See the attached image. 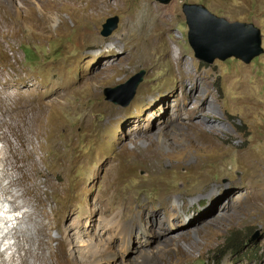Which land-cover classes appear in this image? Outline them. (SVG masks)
<instances>
[{
  "label": "rangeland",
  "instance_id": "1",
  "mask_svg": "<svg viewBox=\"0 0 264 264\" xmlns=\"http://www.w3.org/2000/svg\"><path fill=\"white\" fill-rule=\"evenodd\" d=\"M89 1L0 0L7 15L0 17V81L11 77L17 83L8 88L15 92L31 91L29 84L39 102L55 101L54 126L36 134L28 128L25 134L31 135L26 144L38 164L28 167V174L41 187L32 203L42 211L33 204L23 208L33 213L23 218V233L36 238L40 223L53 225L55 245L68 252L67 258L62 255L65 264H137L128 259L141 252L138 242L129 256L122 253L124 232L131 230L152 239L145 247L154 254L151 264H164L181 248L186 254L179 264H262L264 205L256 195L264 189L243 157L250 153L264 165V52L250 63L197 58L182 6L202 3L230 21L253 22L264 47V0H111L96 14ZM115 15L118 27L102 35L103 24ZM138 17L146 18V31L131 30ZM144 68L128 106L106 99V88ZM10 89L4 97L12 96ZM201 121L208 125H198ZM160 133L164 144L157 141ZM1 179L0 190L9 188L10 179L4 182L8 187ZM25 186L34 187L28 181ZM11 191L22 194V188ZM2 194L1 211L21 215ZM226 202L244 212H222L225 223L201 216ZM102 206L113 215L101 213ZM254 206L262 212L251 211ZM116 214L125 228L114 224ZM177 217L186 229L176 231L184 233L170 245H161L163 253L147 223L164 220L167 227ZM13 225L3 223L0 232L7 234ZM191 240L199 247L192 248ZM168 264H177L176 258Z\"/></svg>",
  "mask_w": 264,
  "mask_h": 264
},
{
  "label": "bare ground",
  "instance_id": "2",
  "mask_svg": "<svg viewBox=\"0 0 264 264\" xmlns=\"http://www.w3.org/2000/svg\"><path fill=\"white\" fill-rule=\"evenodd\" d=\"M101 1V3H100ZM111 0H90L88 5H92L91 7L94 8L95 12L93 14H96V10H98L101 6H110ZM0 17L5 18L7 17L6 11L4 9V4L0 2ZM146 24V18H140L133 20L131 24V30H139L140 27L143 31L147 30V27H145ZM140 43V42H139ZM151 43H156L154 39L151 40ZM136 47V46H135ZM4 71L3 73H6ZM2 74V73H1ZM0 74V75H1ZM9 81V82H8ZM8 81H0V169L2 172H4V176L2 173V183L5 185V181L8 180L9 188L0 190V194L2 192L4 194L2 195H9L10 198L5 199L9 200L11 199L13 203V210L14 212H21L18 217H10L8 212L5 215H1L3 217H0V225L3 223L6 225H13V228L8 231L7 234H3L0 232V264H65L63 261L62 255L67 258L68 252H60V247L58 245H55L54 240L57 237H54L52 234V230L54 228L53 225L49 223H40L37 233V237L33 238L31 237V234L33 232L23 233L21 223L23 221L24 217H31L33 213L28 212V210L23 211V208L26 205H34L36 207V211H39L41 213L42 209L35 205L32 202H37L39 197L38 195L41 192V187L38 186L35 182V178L32 175V173L28 174L30 172V169L28 167H31V170L34 166L38 165L35 161V154L32 150L29 149V145L26 144V142H32L31 135L26 136V131L28 128H30L31 134H36L38 131L43 130V132L48 129L51 126H54L55 119L50 114V110L55 107V101L53 99H50L49 101H41L39 102V98L35 94V92L32 90V86H29V89L31 91H14L12 88H8L11 84L17 83V81H13L11 83V77L8 78ZM16 86L15 88H17ZM11 90L12 96L4 97L3 94L8 90ZM17 94H19L17 96ZM197 109V108H196ZM195 109V110H196ZM198 125L201 126H207L208 123L205 121L198 122ZM195 124V123H194ZM198 125H193L195 129H197ZM213 126V125H212ZM215 126V125H214ZM216 127V126H215ZM218 128V126L216 127ZM42 132V133H43ZM198 134L201 136V131L199 129ZM15 137L16 142L13 140V137ZM163 135L160 133V135L157 137V141L161 144H164ZM4 146L5 149H4ZM162 147V146H161ZM28 150V152H27ZM128 149H126L127 151ZM21 151H25L27 154L20 153ZM125 149H122L121 152H126ZM128 152V151H127ZM243 156V155H242ZM244 162L249 167V169H252L254 172V179L258 181L256 182L257 186L261 189H264V165L263 162L260 161L256 156L246 153L244 155ZM66 162V161H65ZM64 163V162H63ZM2 164L4 166V169L2 167ZM10 167L13 172L10 171V169L7 171L6 167ZM67 166V163L64 164V167ZM14 171H20L21 175H17L15 177ZM114 173V166L110 172V175ZM116 175V174H115ZM28 182H31L33 184L32 187H26L25 185ZM206 181V180H205ZM205 182L203 181V184ZM8 187L7 185H5ZM18 187L22 188V194H18V191H16V194L11 191V188ZM111 192V191H110ZM111 194H113L111 192ZM31 196V198H29ZM258 198V202H263L264 205V192H262L260 195H256ZM13 198V199H12ZM22 200V201H21ZM222 199H218L217 201H221ZM19 203H16V202ZM230 202L223 203L222 207H218L217 205H214L213 208L210 210H205V213L202 214V217L209 216V219L207 222L211 223L212 221H217L218 223H225L227 220L224 218L222 212L230 213L231 215H240V213L244 212V209L240 208L239 205H229ZM258 206V205H257ZM254 206L251 211H256L258 213L262 212V208L259 206ZM3 208V206H1ZM34 209V207H32ZM264 209V208H263ZM1 211V209H0ZM166 213H168V207L165 206L163 209ZM5 212V211H4ZM11 214H14L11 209L9 210ZM100 212L103 214H110L111 212L106 209L105 206H102L100 208ZM171 212V211H170ZM253 213V212H252ZM8 215V216H6ZM108 215V216H109ZM6 216V217H5ZM196 215H193L195 217ZM192 217V218H193ZM158 218V216L156 217ZM197 218L195 217V220ZM13 223V221H15ZM114 224L117 225L116 227L125 228L122 220L120 219V215L116 214L113 217ZM154 219H151V221H148L147 224H151L150 228H153L158 236V239L156 243H158L160 246L164 245L165 247L170 245L174 239L179 235H175L176 231L185 228L184 219L182 217H177L171 223H167V227L165 225V221L162 220L157 225L153 222ZM207 223V224H209ZM205 223V225H207ZM204 225V226H205ZM1 230V228H0ZM62 231V230H61ZM60 233L63 235L65 232ZM135 231L131 230L130 232H124L123 238H124V252H122L124 255L129 256L131 251H134L135 245L138 242L139 247H141V252H137L135 255L131 256L128 261L133 260L137 264H151L154 262V254L152 251H147V246L152 243V239H149V237L142 236L141 233L136 234ZM123 233V232H122ZM155 233V234H156ZM11 234V237L8 235ZM172 234V235H171ZM14 237L15 241L11 244L7 242L9 238ZM25 239H24V238ZM167 237H169L168 242L166 243ZM171 237V238H170ZM143 238H147V241H145ZM34 239H37V248L33 247ZM26 240L28 244H30V247H26L23 243ZM60 244L65 246V242L60 240ZM2 245H5V248H2ZM190 245L192 248L199 247V245H196V243L191 240ZM147 247V248H145ZM165 248L161 246V251H163ZM149 250V249H148ZM153 250V249H152ZM194 253V251H193ZM184 254H186V250L181 248L180 252L174 255L168 254L167 261H164V264H168L169 261H172L174 257L176 258L177 264L180 263V261L184 260ZM9 255V256H8ZM30 258H33L30 260ZM125 259V257H124ZM166 259V257H165ZM174 262V261H173ZM264 264V260L262 262Z\"/></svg>",
  "mask_w": 264,
  "mask_h": 264
},
{
  "label": "water",
  "instance_id": "3",
  "mask_svg": "<svg viewBox=\"0 0 264 264\" xmlns=\"http://www.w3.org/2000/svg\"><path fill=\"white\" fill-rule=\"evenodd\" d=\"M169 3L171 0H158ZM188 25V42L195 56L208 63L214 59L224 60L235 57L250 63L264 52L262 31L253 22L230 21L213 13L202 3H184L182 6ZM118 16L109 17L103 24L102 35H110L118 27ZM146 70L141 69L126 82L105 89L106 99L116 104L128 106L134 99ZM259 235L256 231L250 241Z\"/></svg>",
  "mask_w": 264,
  "mask_h": 264
},
{
  "label": "clouds",
  "instance_id": "4",
  "mask_svg": "<svg viewBox=\"0 0 264 264\" xmlns=\"http://www.w3.org/2000/svg\"><path fill=\"white\" fill-rule=\"evenodd\" d=\"M189 29V28H188ZM4 213V211H0V214L2 215ZM7 213V212H5ZM2 248H5V245H2Z\"/></svg>",
  "mask_w": 264,
  "mask_h": 264
}]
</instances>
